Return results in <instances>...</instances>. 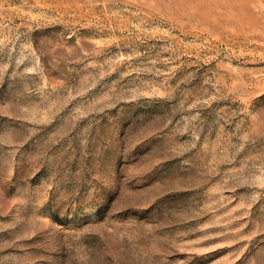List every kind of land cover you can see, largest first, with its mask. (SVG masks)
<instances>
[{
    "label": "rangeland",
    "instance_id": "374dc122",
    "mask_svg": "<svg viewBox=\"0 0 264 264\" xmlns=\"http://www.w3.org/2000/svg\"><path fill=\"white\" fill-rule=\"evenodd\" d=\"M0 264H264V0H0Z\"/></svg>",
    "mask_w": 264,
    "mask_h": 264
}]
</instances>
